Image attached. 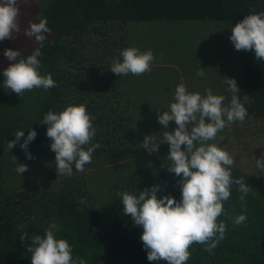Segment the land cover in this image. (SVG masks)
<instances>
[{"label":"trees","instance_id":"16d2710c","mask_svg":"<svg viewBox=\"0 0 264 264\" xmlns=\"http://www.w3.org/2000/svg\"><path fill=\"white\" fill-rule=\"evenodd\" d=\"M260 11H264V0H20L18 21L22 28L29 21H38L40 15L47 17L51 32L41 49L40 70L51 73L56 86L47 91L26 90L20 97L0 88V251L10 255V264H31L25 246L29 241L22 242L19 234L43 235L53 218L60 225L58 237L66 239L73 256L83 257L87 264H164L162 259L147 260L140 240L142 228L122 213L116 195L160 183L163 194L180 198L178 177L167 171L168 144H160L150 158L140 147L144 134L134 128L140 120L157 123L153 110L159 108V97L151 100L157 93L135 85L137 76L147 72L119 76L109 70L111 58L119 61V50L136 47L137 29L151 40L166 41L151 22L217 21L233 25L250 12ZM166 30L162 27L159 31ZM169 43L174 41L165 44ZM1 46L21 48L25 54L34 47L22 34L14 40L5 39ZM240 58L243 69L235 80L240 95L252 101L245 105L247 116L264 120V60H257L251 50H242ZM154 61L159 62L158 58ZM0 63L6 67L9 61L4 57ZM200 90L202 94L204 88ZM223 95L227 103L230 94L225 91ZM69 104H83L95 116L92 142L100 147L83 172L73 168L71 176L60 175L63 180L49 185L40 174L45 172L44 166L56 173L54 152L49 149L46 125L39 120L48 109L58 112ZM29 126L37 132L28 145L31 159L25 157L19 144L11 150L7 146L17 127H25L27 135ZM169 127H175L174 123L169 122ZM13 155L18 164L28 166L21 176L15 171ZM93 168L108 175L101 177L98 194L87 188V171ZM231 175L245 179L251 186L249 194L242 202L237 186H232L229 199L223 202L224 214L217 217L226 225L223 240L210 252L201 244L190 245L186 264H264V179L233 167ZM106 178L110 183L103 185ZM161 194L157 192L158 197ZM242 211L246 221L234 225L231 218Z\"/></svg>","mask_w":264,"mask_h":264},{"label":"clouds","instance_id":"9594fccd","mask_svg":"<svg viewBox=\"0 0 264 264\" xmlns=\"http://www.w3.org/2000/svg\"><path fill=\"white\" fill-rule=\"evenodd\" d=\"M20 0H0V42L14 40L22 34L30 41V53L21 48H4L3 56L9 61L0 69V88H7L17 96L33 88L47 91L56 86L51 73H41V49L46 42V34L51 32L47 17L40 15L38 21H29L22 28L18 16ZM235 50H251L257 60H264V11L250 12L230 28L228 37ZM117 62L109 70L114 74L140 75L151 70L155 57L151 49L141 51L135 46L119 50ZM204 68L196 75L203 77ZM225 91L230 99L225 103L223 94H214L210 88L204 94L188 91L183 83L177 84L173 100L167 109H157V122L163 127L159 132L145 134L141 141L146 153L159 151V145L168 144L167 171L178 177L180 198L163 194V186L155 183L143 190L118 191L116 195L122 204V213L128 215L135 226H140L142 248L149 261L164 264H186L190 257L189 246L197 243L205 251H211L223 240L226 231L224 220L217 217L224 214L223 202L231 195L233 185L237 186L240 201H244L251 186L243 177H233L231 166L234 156L219 145L223 137L218 132L233 122H244L248 111L245 107L252 101L247 95L241 96L234 78L224 77ZM95 116L83 104H69L60 111L48 109L39 122L46 125V137L50 138L49 149L54 152V166L57 175L71 176L73 168L83 172L90 164L92 154L100 147L92 142L95 136L93 121ZM169 122L175 127L168 130ZM17 127L14 138L8 140L11 150L14 145L24 150L25 157L33 158L28 151L29 143L37 132L32 127ZM23 138V139H21ZM183 145V147H182ZM15 171L21 176L27 165L17 163ZM164 167V164H161ZM255 168L264 173V155L255 158ZM162 194L158 197L157 192ZM81 203H85L81 198ZM232 223L240 225L246 221V212L233 216ZM60 225L53 218L43 230V235L26 232L19 234L30 255L31 264H87L83 257H74L72 245L58 237Z\"/></svg>","mask_w":264,"mask_h":264},{"label":"rangeland","instance_id":"374dc122","mask_svg":"<svg viewBox=\"0 0 264 264\" xmlns=\"http://www.w3.org/2000/svg\"><path fill=\"white\" fill-rule=\"evenodd\" d=\"M149 24L157 25L156 27L159 28L156 32L166 41H174L166 45V41L160 43L156 39L151 40L137 29L136 36L139 41L136 42V47L141 51L152 48L153 55L158 58L159 62L153 61L149 72L143 76H137L135 85L139 88H151L155 94L157 93L150 97L153 100L158 95L159 108L156 109L168 107L169 102L173 100V92L177 84L183 83L188 91L201 93V88L204 90L210 88L214 94H223L226 88L224 77L235 79L238 74L242 73L243 63L240 58L242 50H235L228 39L232 24L217 21H161ZM132 27L128 28L129 37L134 34V27ZM162 27L163 29L166 27L167 30L159 31ZM147 38L151 40L149 43ZM157 38L160 39L158 36ZM1 43L0 60L4 58ZM162 45L164 48H161ZM111 59L112 62H117V57ZM200 67L204 68L203 77L196 75ZM2 68L3 65L0 63V69ZM153 111L155 115H158L157 110ZM162 127L158 122L148 120H140L134 126L135 130L144 135L152 131L159 132ZM170 128L168 126L169 131L172 130ZM233 132H235L234 135ZM217 135L223 137L219 145L234 156V164L231 167L264 179V173L255 168V158H259L261 154L264 155V120H253L247 116L244 122H233L230 126L220 130ZM225 137L229 139L224 141ZM153 154L149 157L151 158ZM43 170L45 172L41 171L40 176L47 184L63 180L60 175L49 171L48 167L44 166ZM87 172V188L93 191V194H98L101 177L108 175L95 168ZM108 183L110 180L106 178L103 185ZM0 264H10V255L2 250L0 251Z\"/></svg>","mask_w":264,"mask_h":264}]
</instances>
